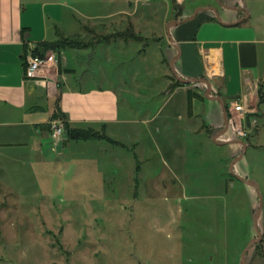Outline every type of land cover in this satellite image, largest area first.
<instances>
[{
	"label": "rangeland",
	"instance_id": "374dc122",
	"mask_svg": "<svg viewBox=\"0 0 264 264\" xmlns=\"http://www.w3.org/2000/svg\"><path fill=\"white\" fill-rule=\"evenodd\" d=\"M24 1L60 7L62 37L72 39L61 50L63 59L77 70L78 79L88 72L97 76L100 67L113 79H126L129 87L120 92L122 106H132L137 123L122 136L92 129L102 135L90 141H70L65 127L54 139L72 143L62 157L52 151L45 156L33 152L31 159L21 155L18 161L0 163V264H243L254 240L246 264H264V121L260 132L257 114L249 121L245 113L228 119L226 129L232 133L248 132L240 142L243 152L244 144L249 147L233 167V153L241 147L219 146L215 140L221 131L201 145L182 139V121L174 116L180 108L167 104L174 87L165 86L164 76L174 77V72L170 61L165 62V44H156L146 30L138 34L132 24L135 19L145 23L142 11L149 15L150 5L166 2ZM131 3L141 10L136 16L107 18L123 7L129 10ZM227 3L230 0H185L183 15L212 6L224 22L231 14ZM259 11L252 9L254 17ZM159 13L162 26L165 10ZM151 31L165 38L163 28L152 26ZM103 36H126L127 52L120 55L112 49L114 59L109 60L104 49H88ZM75 44L88 52L70 49ZM260 100L264 102V88ZM224 102L230 106L229 100ZM205 103L209 125L217 124L216 106L224 121L220 104L206 97ZM169 112L174 128L163 124ZM255 132L259 135L253 136ZM168 139L187 144L184 165L172 160L181 157L167 152ZM247 181L256 183L260 192Z\"/></svg>",
	"mask_w": 264,
	"mask_h": 264
},
{
	"label": "crops",
	"instance_id": "0c3cea01",
	"mask_svg": "<svg viewBox=\"0 0 264 264\" xmlns=\"http://www.w3.org/2000/svg\"><path fill=\"white\" fill-rule=\"evenodd\" d=\"M161 1L166 3L150 5L149 15L142 11L145 23L140 24L135 19L132 24L138 34L146 30L147 36L156 38V44H165L168 55L165 62L170 61L174 72V77L164 76L165 86L170 90L174 87L167 104L174 103L180 108L174 116L182 121L181 137L187 142L194 141L196 146L203 144L206 137L213 140L219 130L221 133L215 140L219 146L241 147L240 152L237 149L233 153L235 160L243 152L242 142L230 127L226 129V124L231 115L232 118L235 115V118H240L242 113L234 110L233 103L238 102L245 107V117L255 119L254 115H258L256 121L258 126L261 125L260 132L264 121V102L260 100V89L264 88V0H230L226 8L231 14L224 22L218 19L219 14L212 6L200 7L196 16L195 13L184 17L182 4L185 0ZM254 7L261 10L255 17ZM164 10L161 26L158 23L161 18L159 12ZM139 11L131 3L129 10L123 7L119 13L107 18L119 15L132 18ZM61 13L60 7L54 3L0 0V163L18 161L21 155L31 159L33 152L41 156L48 151L58 157L65 155L72 143L67 139L64 143L54 141L50 126L54 120H63L72 128L103 129L121 136L125 128L137 123L132 106L127 105L126 110L122 106L120 92L128 91V81L111 78L103 67L97 76L88 72L78 79L77 70L63 59L61 51L49 50L46 55L52 57L51 62L35 77H26L28 58L35 48L43 50L41 43L62 38ZM152 26L163 28L165 38L158 39V31L150 32ZM124 37L103 36L88 49H104L107 58L113 60L112 49H117L119 54L127 52ZM70 49L88 50L77 47V44ZM147 54L145 51L140 56L146 59ZM176 82L184 85L175 86ZM196 83H202V87L197 88ZM205 97L222 106L225 122L216 106L217 116H213V121L217 124H208ZM224 100H229L230 106H225ZM59 114L63 119L57 118ZM165 117L167 121L163 124L167 128L172 124V114L169 112ZM208 117L210 119L211 114ZM134 130V135L138 134V130ZM257 132L253 136L259 135ZM169 139L167 152L181 157L182 161L175 157L172 160L184 165L187 144L181 142L180 146V141L178 145Z\"/></svg>",
	"mask_w": 264,
	"mask_h": 264
},
{
	"label": "trees",
	"instance_id": "16d2710c",
	"mask_svg": "<svg viewBox=\"0 0 264 264\" xmlns=\"http://www.w3.org/2000/svg\"><path fill=\"white\" fill-rule=\"evenodd\" d=\"M175 2V1H174ZM175 4V3H174ZM136 39H138V36H134ZM143 39V38H141ZM72 40V39H71ZM71 40L69 38H61L58 41L55 42H43L40 44V47H43V50H41L39 47L35 48V50L33 51V53L35 55H40V56H44L46 55V52L49 50H53V51H61L63 48L68 47L69 45H71ZM184 84L177 82L176 86H182ZM189 94H193V92H189ZM203 98V97H202ZM227 108V107H226ZM227 113H229L228 108H227ZM252 116H248L247 121H249V119H251ZM57 118L59 119H63L60 114L57 115ZM63 121V120H62ZM64 125L66 127L67 133L69 135V140L70 141H90V140H94L95 138L101 137L102 134H99V132H96L94 130H92V128H88V130L86 129H76V128H72L68 123L64 122ZM106 140L111 138L105 136Z\"/></svg>",
	"mask_w": 264,
	"mask_h": 264
},
{
	"label": "built area",
	"instance_id": "2783aa9c",
	"mask_svg": "<svg viewBox=\"0 0 264 264\" xmlns=\"http://www.w3.org/2000/svg\"><path fill=\"white\" fill-rule=\"evenodd\" d=\"M52 60V57L49 55H35L33 52L30 54L28 58V64L26 69V77L27 78H33L36 76V74L46 65H48ZM197 88L202 87V83H196ZM233 108L236 112L245 113V107L241 105L240 103H233ZM51 132L52 137L54 139H59L63 132L65 131V125L62 120H54L51 122ZM235 136L238 138H245L248 136V132H244L243 130H238L235 132Z\"/></svg>",
	"mask_w": 264,
	"mask_h": 264
},
{
	"label": "water",
	"instance_id": "95a60500",
	"mask_svg": "<svg viewBox=\"0 0 264 264\" xmlns=\"http://www.w3.org/2000/svg\"><path fill=\"white\" fill-rule=\"evenodd\" d=\"M198 12L199 11H197L196 12V14H195V16L198 14ZM194 16V17H195ZM227 123H228V119H227ZM229 124V123H228ZM245 145V151L243 152V154H245V152H246V150H247V145L246 144H244ZM243 156V155H242ZM237 161H235L233 164H232V167L234 166V164L236 163ZM247 184H249V185H253V186H255L257 189H258V185L256 184V183H254L253 181H247ZM258 191H259V189H258ZM260 192V191H259ZM263 205H264V202H263V199H262V197L260 196V212L262 211V209H263ZM259 217H260V213L258 214V216H256V218H255V222H256V225L258 226V224H257V222H258V219H259ZM258 233H259V235L261 234L260 232H259V229H258ZM261 236V235H260ZM257 242V240H254L251 244H250V246L246 249V251L244 252V255H243V264H246V259H245V255L250 251V249L254 246V244Z\"/></svg>",
	"mask_w": 264,
	"mask_h": 264
}]
</instances>
